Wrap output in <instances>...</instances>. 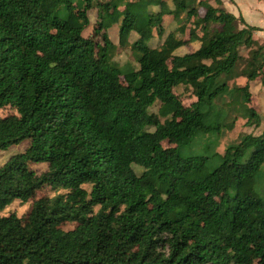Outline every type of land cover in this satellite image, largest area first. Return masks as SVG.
I'll return each instance as SVG.
<instances>
[{"label": "trees", "instance_id": "16d2710c", "mask_svg": "<svg viewBox=\"0 0 264 264\" xmlns=\"http://www.w3.org/2000/svg\"><path fill=\"white\" fill-rule=\"evenodd\" d=\"M212 1L0 0V151L28 143L0 166V214L63 190L0 215V264H264V130L215 151L238 117L260 125L261 29ZM114 26L136 67L113 61ZM200 137L204 154L181 155Z\"/></svg>", "mask_w": 264, "mask_h": 264}, {"label": "rangeland", "instance_id": "374dc122", "mask_svg": "<svg viewBox=\"0 0 264 264\" xmlns=\"http://www.w3.org/2000/svg\"><path fill=\"white\" fill-rule=\"evenodd\" d=\"M223 3V7L226 11L233 13L235 16H241L245 23L251 26H256L261 29V31H255L253 33V38L257 41L258 44L264 45V0H221ZM210 3L215 6L214 2L210 0ZM95 11H90L88 13V17L90 20V27L85 31L84 35L88 36L91 33L92 25L95 21ZM166 21H168L166 19ZM176 25L171 24L166 32L175 28ZM242 28V26H240ZM111 41L116 45L117 49L114 54L113 61L123 66L125 64H131L132 66L136 67L137 64L134 62V58L131 54L129 48H122L119 46L118 43V29L116 26L112 27L111 30L108 32ZM135 36L131 35L129 41H134ZM161 40H152L147 44H150L153 47L159 46ZM198 43L194 42L185 47H181L176 50L175 54L183 55L185 53L192 52L198 48ZM248 53L247 49H240V54L242 57H246ZM241 68V67H240ZM246 83V79L243 76H240L237 79H234L230 82V86H243ZM249 92H250V100L247 104L249 107L253 108L254 111L260 118V125L259 127L255 126H246V119H242L238 117L234 122L232 130H223L220 135L217 137V141L215 144V151L222 154L225 147L228 144L238 142L240 138L247 134L252 135H259L264 130V93L262 91L259 79H256L253 82H249ZM195 100L192 96H186L182 98L181 101L184 105L188 106L191 102ZM157 106H153L150 108L151 112H156ZM14 113V111L10 108L0 109V117L7 116L9 114ZM234 116V115H233ZM231 119V118H230ZM229 119V120H230ZM205 138V137H204ZM204 138L200 137L199 140L192 142V144L188 146H184L181 148L180 153L183 156L190 155V154H204ZM28 143L23 142L17 146H11L5 151H0V166L6 162V160L16 153H20L25 150ZM30 167L35 170L36 172H44L47 169L45 164H31ZM133 170L136 174H140L142 169L137 166L133 165ZM264 186V176L257 177L256 179V188H262ZM87 190L90 189L89 186H84ZM63 190L60 187L53 188L49 185L42 186L39 190L35 191L34 194L26 201H20L15 199L9 204L7 207L3 209L1 212V216H7L10 214H15L21 220H25L29 213L33 202L36 200H42L47 203L51 197H53L57 193H62ZM97 208H95L96 210ZM74 227L73 224H66L63 226L64 230H70Z\"/></svg>", "mask_w": 264, "mask_h": 264}, {"label": "crops", "instance_id": "0c3cea01", "mask_svg": "<svg viewBox=\"0 0 264 264\" xmlns=\"http://www.w3.org/2000/svg\"><path fill=\"white\" fill-rule=\"evenodd\" d=\"M264 30V29H263Z\"/></svg>", "mask_w": 264, "mask_h": 264}]
</instances>
